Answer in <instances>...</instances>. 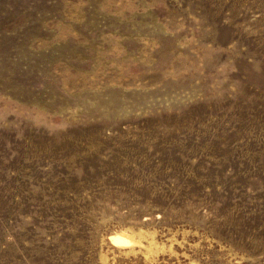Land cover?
Returning <instances> with one entry per match:
<instances>
[{"label":"rangeland","instance_id":"374dc122","mask_svg":"<svg viewBox=\"0 0 264 264\" xmlns=\"http://www.w3.org/2000/svg\"><path fill=\"white\" fill-rule=\"evenodd\" d=\"M102 252L264 264V0H0V264Z\"/></svg>","mask_w":264,"mask_h":264},{"label":"bare ground","instance_id":"6f19581e","mask_svg":"<svg viewBox=\"0 0 264 264\" xmlns=\"http://www.w3.org/2000/svg\"><path fill=\"white\" fill-rule=\"evenodd\" d=\"M174 240L175 238H171L170 244H167L157 236L155 229L132 226L121 228L115 237L116 244L124 248L126 252H136L137 248H139L144 251L147 259L151 258L154 252H158L167 246L173 249ZM101 259L106 264L109 260L108 252H102ZM191 264L197 263L191 262Z\"/></svg>","mask_w":264,"mask_h":264}]
</instances>
